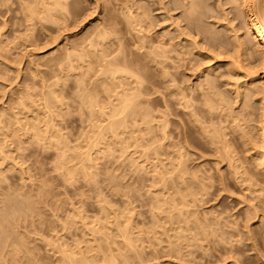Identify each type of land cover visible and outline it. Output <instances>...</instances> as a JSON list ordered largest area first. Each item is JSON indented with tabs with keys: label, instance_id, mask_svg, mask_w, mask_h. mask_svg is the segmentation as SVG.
Instances as JSON below:
<instances>
[{
	"label": "rangeland",
	"instance_id": "rangeland-1",
	"mask_svg": "<svg viewBox=\"0 0 264 264\" xmlns=\"http://www.w3.org/2000/svg\"><path fill=\"white\" fill-rule=\"evenodd\" d=\"M234 2L0 0V264H264Z\"/></svg>",
	"mask_w": 264,
	"mask_h": 264
},
{
	"label": "bare ground",
	"instance_id": "bare-ground-1",
	"mask_svg": "<svg viewBox=\"0 0 264 264\" xmlns=\"http://www.w3.org/2000/svg\"><path fill=\"white\" fill-rule=\"evenodd\" d=\"M235 1V2H234ZM239 1V5H240V7H241V17H243V19L242 20H244L245 22L243 23L244 24V27H245V30L248 32V33H250V39H249V42H253V43H256L255 45H256V52L259 54V56H260V59H261V61H262V63L264 64V0H233V2L234 3H236V2H238ZM57 3H59V2H57ZM193 4H198V1H197V3L195 2V3H193ZM59 5V4H58ZM195 7V6H194ZM142 8V7H141ZM193 9V8H192ZM144 10V9H143ZM197 10V9H196ZM132 10H130V12H131ZM148 11V10H147ZM133 12V11H132ZM143 12V11H142ZM191 12V11H190ZM147 14V13H146ZM133 16V15H132ZM149 16V15H148ZM129 17H131V14H130V16ZM137 17V16H136ZM145 17V16H144ZM150 17V16H149ZM135 18V17H134ZM144 20H146V19H144ZM148 20V19H147ZM133 21H135V20H133ZM130 22V21H129ZM136 22H138V19H137V21ZM132 22H130V24H131ZM135 23V22H134ZM139 23V22H138ZM134 25V24H133ZM131 26V25H130ZM134 26H136V24L134 25ZM129 27V26H128ZM133 27V26H132ZM139 28V27H138ZM245 31V32H246ZM96 34V33H95ZM92 36V35H91ZM88 37H86V39H87ZM239 38V37H238ZM100 40V39H99ZM88 41V40H87ZM92 41V40H91ZM241 42V41H240ZM244 43H246V42H244ZM248 43V42H247ZM91 44V43H90ZM239 46L240 47H242L243 49H245L246 47H248V46H244L242 43H240L239 44ZM245 47V48H244ZM245 52V51H244ZM254 53H255V49H254ZM257 54V55H258ZM253 55V54H252ZM255 55V54H254ZM253 55V56H254ZM249 56V55H248ZM256 56V55H255ZM250 57H251V54H250ZM252 58V57H251ZM248 59H250V58H248ZM109 66V65H108ZM116 66V65H115ZM118 66V65H117ZM113 67V66H112ZM118 68L120 69V67H117L116 69L118 70ZM116 69H114V71L116 70ZM124 69V68H123ZM130 69V68H129ZM110 70V69H109ZM121 70V69H120ZM126 70V69H125ZM130 71H131V69H130ZM113 72V71H112ZM115 72H117V71H115ZM114 72V73H115ZM111 73V72H110ZM115 78V77H114ZM139 81V80H138ZM140 81H142V80H140ZM138 84H142V83H138ZM251 85V84H250ZM144 87V86H143ZM254 87V86H253ZM140 88H141V86H140ZM262 89H263V91L261 92L263 95H264V82H263V87H261ZM148 89V88H147ZM145 90V91H144ZM143 91L144 92H147L146 91V88L144 89ZM142 91V93L141 94H143L144 92ZM259 91H261L260 89H259ZM258 91V92H259ZM136 93V92H135ZM260 93V92H259ZM133 94V93H132ZM138 94V93H137ZM147 94V93H146ZM128 95V94H127ZM139 95V94H138ZM263 95H262V98H263ZM121 97V96H120ZM137 97V96H136ZM88 99V98H87ZM132 99V98H131ZM130 99V100H131ZM134 99V98H133ZM221 99V98H220ZM264 99V98H263ZM125 100H127V99H125ZM124 100V101H125ZM138 100V99H137ZM123 101V102H124ZM127 101H129V100H127ZM127 101H125V102H127ZM214 101V100H213ZM221 101V100H220ZM122 102V103H123ZM125 102H124V104H125ZM131 102V101H130ZM129 103V102H128ZM140 103V102H139ZM143 103V102H142ZM218 103V102H217ZM90 104V103H89ZM123 104V105H124ZM214 104V103H213ZM133 105H135V104H133ZM118 106H119V104H118ZM122 107V106H121ZM210 107V106H209ZM118 108H120V107H118ZM135 108H137V107H135ZM263 108H264V101H263ZM116 109H117V107H116ZM138 109V108H137ZM136 111V110H135ZM263 111H264V109H263ZM211 112H212V109H211ZM130 113V112H129ZM133 113H135V112H133ZM208 113V112H207ZM119 114V113H118ZM123 114V113H122ZM263 114H264V112H263ZM115 115V114H114ZM113 115V116H114ZM124 115H126V114H124ZM144 115V114H143ZM120 115H117V117H119ZM145 116V115H144ZM264 116V115H263ZM262 116V117H263ZM124 117H126V116H123V118ZM110 119V118H109ZM125 120V119H124ZM117 121V120H116ZM206 121H208V120H206ZM263 122H264V119L262 120ZM122 122V121H121ZM125 123V122H124ZM113 125V124H112ZM122 126V125H121ZM112 127V126H111ZM111 127H110V129H111ZM113 128H114V126H113ZM261 128H263L262 129V132H263V136H262V144H263V146H261V147H263V148H261L263 151H264V123H263V125H262V127ZM261 144V145H262ZM258 147V146H257ZM260 147V146H259ZM260 152V151H259ZM261 153H262V151H261ZM261 153H260V155H261ZM263 155V157H264V152L262 153ZM258 159V158H257ZM261 159V158H260ZM262 160V159H261ZM264 161V160H263ZM260 164H262L261 162H260ZM264 166V165H263ZM5 219V218H4ZM12 244V243H11ZM228 250V249H227ZM230 251H232L231 249H229ZM228 250V251H229ZM229 251V252H230Z\"/></svg>",
	"mask_w": 264,
	"mask_h": 264
}]
</instances>
